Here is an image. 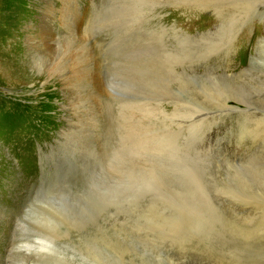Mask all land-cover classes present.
Here are the masks:
<instances>
[{"label": "rangeland", "instance_id": "rangeland-1", "mask_svg": "<svg viewBox=\"0 0 264 264\" xmlns=\"http://www.w3.org/2000/svg\"><path fill=\"white\" fill-rule=\"evenodd\" d=\"M1 49L0 264L264 253V0H0Z\"/></svg>", "mask_w": 264, "mask_h": 264}, {"label": "bare ground", "instance_id": "bare-ground-1", "mask_svg": "<svg viewBox=\"0 0 264 264\" xmlns=\"http://www.w3.org/2000/svg\"><path fill=\"white\" fill-rule=\"evenodd\" d=\"M2 50L3 49L0 50V55H1L0 83L3 82V84H6L10 88H16L20 86L23 82V67H22L23 65L22 63L20 64L19 55L16 54L14 51H10V53L5 54ZM259 184L264 185V180L263 179L260 180ZM261 191L262 190H258V192H261ZM259 209L260 208H257L256 210H259ZM261 209H262V212L264 213V207ZM260 218L263 221L259 220L262 223L258 224V226L262 227L264 225V215L260 216ZM250 232L252 231L250 230ZM246 241L249 242L248 238ZM249 244H252V242H249ZM255 253H256L255 254L256 257H254L255 259L252 261V264H264V253L262 251L255 252ZM258 256L262 262L258 260Z\"/></svg>", "mask_w": 264, "mask_h": 264}]
</instances>
